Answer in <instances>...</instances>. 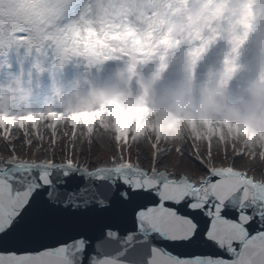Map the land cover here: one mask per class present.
<instances>
[{"label": "snow or ice", "instance_id": "snow-or-ice-1", "mask_svg": "<svg viewBox=\"0 0 264 264\" xmlns=\"http://www.w3.org/2000/svg\"><path fill=\"white\" fill-rule=\"evenodd\" d=\"M0 149V264H264V0H0Z\"/></svg>", "mask_w": 264, "mask_h": 264}, {"label": "rangeland", "instance_id": "rangeland-1", "mask_svg": "<svg viewBox=\"0 0 264 264\" xmlns=\"http://www.w3.org/2000/svg\"><path fill=\"white\" fill-rule=\"evenodd\" d=\"M0 150H2V149H0ZM94 151H95V149H94Z\"/></svg>", "mask_w": 264, "mask_h": 264}]
</instances>
